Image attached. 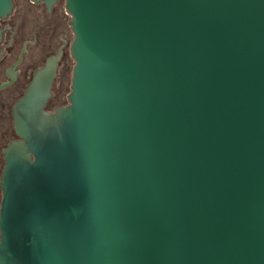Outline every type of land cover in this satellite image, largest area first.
Returning <instances> with one entry per match:
<instances>
[{"label":"water","instance_id":"water-1","mask_svg":"<svg viewBox=\"0 0 264 264\" xmlns=\"http://www.w3.org/2000/svg\"><path fill=\"white\" fill-rule=\"evenodd\" d=\"M65 7L68 103L59 53L13 106L0 264H264V0Z\"/></svg>","mask_w":264,"mask_h":264},{"label":"flooded vegetation","instance_id":"flooded-vegetation-1","mask_svg":"<svg viewBox=\"0 0 264 264\" xmlns=\"http://www.w3.org/2000/svg\"><path fill=\"white\" fill-rule=\"evenodd\" d=\"M12 10L0 16V87L19 78L0 92V182L5 167L4 149L16 134L13 106L32 83L34 73L59 58L49 87L44 110L54 111L68 103L74 59L70 51L73 33L65 0H54L49 8L45 0H11ZM3 197L0 186V206Z\"/></svg>","mask_w":264,"mask_h":264}]
</instances>
